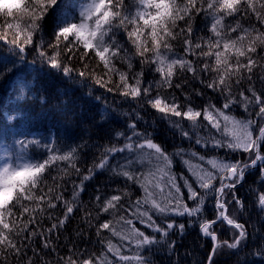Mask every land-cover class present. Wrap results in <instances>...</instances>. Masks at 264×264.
Returning a JSON list of instances; mask_svg holds the SVG:
<instances>
[{"label": "snow or ice", "instance_id": "1", "mask_svg": "<svg viewBox=\"0 0 264 264\" xmlns=\"http://www.w3.org/2000/svg\"><path fill=\"white\" fill-rule=\"evenodd\" d=\"M63 7L64 0H24L14 13L9 14L7 9L0 12L4 18L0 41L6 42L17 58L0 57V76L12 72L17 60H22L26 50H36L37 43L39 56L66 76L71 75L73 67L63 57L83 61L85 68L94 61L104 70L103 76L96 77V83L107 86L116 77L114 87L122 96L150 105L184 139L206 149H227L228 155L189 152L200 163L193 166L184 161L190 176L181 177V185L172 174L171 156L139 131L135 122L128 123L126 132H116L117 137L123 138L121 144L104 146L87 174L76 166L83 144L73 147L45 143V151L34 159L25 155V141L17 140L21 151L15 161L0 167V264H49L41 253L44 249L55 251L53 240L59 238L57 234L73 214L84 208L81 193L97 171H110L140 184L144 196L131 202L125 189L117 188V194L111 195H103L98 189L94 206L99 211L93 217L84 208L86 215L82 219L95 227L102 242V233L107 231L118 237L119 243L107 239L103 253L73 252L61 258L59 264H150L143 255L146 248L167 244L171 249L174 243L169 240L170 233L185 232V224L177 223L173 217H187L189 224L197 223L201 234L213 242V255L221 248H238L248 232L233 214L245 209L237 186L250 168L264 167V0H84L78 14L71 17L63 14ZM201 13L208 32L204 36L195 31V17ZM52 21L55 26L45 45L46 23ZM8 31L14 35L9 37ZM177 46L181 51H177ZM145 65L155 66L154 70L161 74L155 84L156 95H152L154 85L145 83ZM187 73L223 97L219 107L209 103L194 108L191 95L181 104L174 94L158 91L160 87L182 89L184 82L174 84L173 80ZM205 73L210 75L206 77ZM86 74L79 72L81 77ZM237 105L245 112L258 109L259 125L255 120H238L232 115ZM200 128L208 131L201 135ZM28 143L35 146L41 142ZM232 153L246 158H232ZM117 154L123 155L113 163ZM184 154L183 148L175 153ZM145 161L150 165L147 173L137 176V168ZM61 162H67L65 167H61ZM69 167L81 179L78 184L72 182L71 196L66 198L63 180ZM126 198L130 201L127 209L122 203ZM209 202L213 205V218L205 214ZM258 204L264 208V193L258 194ZM58 205L59 216L53 211ZM120 212L127 215L117 219ZM101 213L112 218L100 222ZM45 218L50 221L48 227L43 225ZM92 219L98 223L92 225ZM137 223L150 229V233L136 227ZM225 226L231 230V240L221 238L219 229ZM260 253H264V248ZM109 254L115 259H109ZM209 264H213L211 259Z\"/></svg>", "mask_w": 264, "mask_h": 264}, {"label": "trees", "instance_id": "2", "mask_svg": "<svg viewBox=\"0 0 264 264\" xmlns=\"http://www.w3.org/2000/svg\"><path fill=\"white\" fill-rule=\"evenodd\" d=\"M23 2L24 0H21L14 6L0 2V12L7 9L9 14H12ZM83 2L84 0H64L63 14L69 17L78 14V5ZM3 22L4 18L0 17V24ZM54 26V21L46 23L43 36L45 45L51 39ZM195 31L201 36L208 34L203 13L195 17ZM7 35L12 37L14 32L8 31ZM35 48L34 51L26 50L22 60H17L12 72H6L0 76V148L3 144H6L8 148L11 147L12 155L10 156L12 158L15 157V152L19 147L18 145L16 148L17 140L25 141V155L34 159H39V154L45 151V148L42 147L45 143L50 146L70 144L73 147L83 144L84 147L79 150L80 159L76 162V166L81 173L87 174V169L92 167L94 159L104 146L121 144L123 138L117 137L116 132H126L129 122L137 123L139 131L149 135L171 156L172 174L176 175L181 185L180 178L190 176L188 166L184 161L193 166L200 163L191 158L188 155L189 152L228 155L227 149L211 150L210 147L206 149L184 139L178 129L150 105L142 100H133L131 97L122 96L120 91L114 87L116 77H113V83L107 86L96 83V77L103 76L104 70L102 67H98L94 61L89 62L88 67L85 68L83 61L77 62L71 57H63L69 66L73 67L71 75L66 76L62 71L51 68L39 56V43L35 45ZM177 51H181L179 46H177ZM0 57L10 60L17 59L9 51V45L3 41H0ZM189 58L195 59L194 57ZM154 67L153 65L144 66L145 83L154 85L152 95H156L155 84L161 79V74L156 72ZM136 70H140L139 64H137ZM80 71H85L87 74L81 77ZM204 75L207 77L210 74L205 73ZM191 77L192 74L187 73L174 78V84L184 82L182 89L160 87L158 91L163 95L174 94L181 104L185 102L187 95H191V106L194 108H203L209 103L219 107L223 97L211 89L205 88L198 79ZM253 79L256 87L259 88V81L255 77ZM23 84H27L28 87L22 88ZM109 88L112 90L109 91ZM197 92L203 94L196 95ZM257 111L258 109H250L245 112L242 107L237 105L233 107L232 115L238 120H255L259 125ZM9 116L15 118L9 120ZM203 123L207 124V121ZM183 126L187 129L188 123L185 122ZM207 131V128L199 129L201 135ZM212 131L215 132L214 129ZM28 141H40L41 143L33 146ZM181 148L184 149L185 154L183 156L175 155ZM19 150L21 151V146ZM121 155L123 154H117V157L113 158V163ZM231 155L232 158H246V155L237 153ZM66 164L67 162H61V167H65ZM149 167L150 165L145 161L144 165L137 168V176L142 172L147 173ZM250 169L237 186V195L244 202L245 209L233 214L240 223L244 224L248 232L247 239L242 241L238 248H221L213 255V242L201 234L197 223L189 224L187 217H173L177 223L185 224V232L180 234L174 230L170 233L169 240L174 243V247L171 249L167 244L154 247L152 250L146 248L143 255L149 259L150 264H209V259L213 264H264V253H260V249L264 248V208L258 204V194L264 193V167L257 166ZM68 173L63 180L66 198L71 196L72 182L78 184L81 179L80 176L74 174V170L70 167ZM53 175L55 176L57 173L53 171ZM125 185H127L126 188ZM117 188L128 191L131 202L144 196L140 184L126 181L124 177L114 176L110 171H97L93 179L86 182V188L81 193L80 200L84 208L92 212L94 217L99 211L94 206V196L98 194L97 190L99 189L103 195H111L117 194L114 192ZM185 198H187L186 192ZM130 201L128 198L122 201L124 208L130 207ZM84 208L75 212L64 229L57 234L59 238L53 240L55 251L43 250L41 253L43 260L48 261L49 264H59L61 258L72 255L73 252L84 255L103 253L107 239H111L113 244L119 243V238L112 236L107 231L102 233L105 238L102 242V238L96 235L95 227L90 226L87 219H82L86 215ZM53 211L59 216V205ZM205 214L209 218H213L211 202L206 204ZM120 215H127V213H117V219ZM106 218L111 219L112 217L101 213L99 221L102 222ZM97 223V220H91L92 225ZM43 225L50 226V221L45 218ZM116 226L119 229V225ZM136 227L146 231V234L151 231L139 223L136 224ZM219 231L222 234V239L231 240V230L228 226L219 229ZM109 259L115 258L109 254ZM11 264H15V262L11 261Z\"/></svg>", "mask_w": 264, "mask_h": 264}, {"label": "rangeland", "instance_id": "3", "mask_svg": "<svg viewBox=\"0 0 264 264\" xmlns=\"http://www.w3.org/2000/svg\"><path fill=\"white\" fill-rule=\"evenodd\" d=\"M21 0H0L1 3H4V4H9V5H17ZM79 6L80 4L78 5V12H79ZM19 145V147H18ZM20 144L17 143V146L16 148L18 147L17 151L15 152V157L12 158L10 155H8V153L10 152L11 153V147L8 148V146L6 144H3L2 147L0 148V167H3L4 163L6 162H9V161H15L16 159V154L20 153Z\"/></svg>", "mask_w": 264, "mask_h": 264}, {"label": "water", "instance_id": "4", "mask_svg": "<svg viewBox=\"0 0 264 264\" xmlns=\"http://www.w3.org/2000/svg\"><path fill=\"white\" fill-rule=\"evenodd\" d=\"M249 170H251V169H249ZM249 170H248V171H249ZM246 173H247V172H246ZM246 173H245V175H246ZM244 177H245V176H244Z\"/></svg>", "mask_w": 264, "mask_h": 264}]
</instances>
